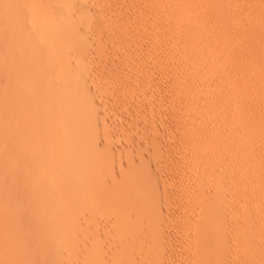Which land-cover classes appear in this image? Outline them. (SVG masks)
<instances>
[{
    "label": "rangeland",
    "instance_id": "obj_1",
    "mask_svg": "<svg viewBox=\"0 0 264 264\" xmlns=\"http://www.w3.org/2000/svg\"><path fill=\"white\" fill-rule=\"evenodd\" d=\"M11 25L14 27H11ZM14 29L15 31H13ZM10 32L15 36L14 39H12L13 36H11ZM0 37V42L3 43H0V72L1 70L3 72V74L1 73L2 75H0V95H2L1 92L6 89H8L6 92L9 93V97L11 94L14 95H11L10 99L6 95L7 93H3L5 95H2L1 99L6 98L7 96V101H9V99L11 100L9 102L17 101L21 99L19 98V93L26 90L22 93V98H24L23 94L27 92L28 94H25L26 97L24 99L26 102L27 100H32L35 103V106L40 101H43V105L45 106V101L47 102V100L55 106L57 103L56 101H58L56 107H54L55 109L53 108L55 112L52 111V105L51 107L49 106L50 109L48 108V105V109H46V106L44 108L41 104L42 102L38 104V106L41 104L42 107L36 106L37 109H42L40 110L42 112L37 110L41 116L37 114V117L34 116V119L39 116L38 119L40 122L45 116L46 120H48L45 122H49L47 124L41 123L43 128L42 126L39 128H42L40 130L43 134L37 129L38 126L36 124L39 122H36L35 120L36 124L33 122V125L37 126V128L32 124L33 127H31L29 124L30 122H25L27 123L25 124L26 127L29 125V127L26 128L24 123L19 124V122L15 123V121H12V123L10 121V125H12L9 128L7 117L15 107V104L10 106L7 101L2 100L6 102V106L5 108L3 107V109L2 106L4 103L0 101V110H2L0 111L2 112L0 113V121H2L0 122V135L3 134V137H5L6 140L8 139L6 135L9 136V139L13 137L14 140V137H17V131L18 134L25 133L26 135L32 130H34L35 133L38 132L36 134L37 136L35 135L38 139V144L32 145L31 147L33 148H30L32 152L31 155L35 154L34 156L37 160L39 158H37L39 154L36 155L39 151L38 146L42 147L39 145V139L41 137L42 139H45L46 132L49 130L47 129L48 126L49 128H52L51 126L59 117H61V119L63 118L62 120L66 118L65 120L67 123L65 120L62 121L59 118V121L55 123L56 125H53L58 132L63 131L64 134L55 132L54 136L52 135L54 138L51 137L57 144L53 149L56 148V152L61 149L57 156L59 155L60 158L67 153L64 156L65 158H60L63 162H60L61 160H59V158H55V152H50L54 151L51 149L52 146L55 145V142L53 143L50 137L49 143L52 142L53 145L47 144V141L49 140L47 137L51 136L50 133L56 131V129L52 130L54 128L51 129V132L49 130V135L46 137L48 140H43L45 143L42 141L40 142V144L44 143V147L40 148V151H42V153L44 152L46 155L45 151H49L47 147L52 145L49 147L51 148L49 151L51 154L47 151L49 154H47L46 158L52 160L53 157L54 161L52 160V163L54 164L53 168H50L51 172L54 168L55 170L57 167L58 170L59 168H63V165L65 164L64 161H67L66 166L68 164L73 166V169H71L72 171L69 170L72 173H76L73 174V176L76 175L75 177L72 176L71 172H68L71 175L67 173L70 177L67 176V174L65 175L66 179L68 177L69 179L73 177V179L71 178L72 180H70L71 182L66 180L68 184L71 183L68 185L64 182V177L62 178L61 175L59 178L57 177L59 180L54 178L55 175L59 176L61 170H53V175H49L50 173L48 170L50 169L47 168L49 162H45V160L42 162L41 157V163H46L48 165H44L46 167H44L43 164L42 166H38V162H36V166H34L35 157L32 161V159H27L30 157L28 156L26 157V161H28V165L32 166L31 170H37L30 172L32 173V175H30L32 176V180L30 179L31 182H29L32 183L31 186L29 183L25 184L23 182L24 184H21L23 179L20 181L21 177H15V170L13 171L12 178V169L10 171L8 163L6 162L7 158L17 162V156L14 155H17L16 152L20 154L18 151L19 149L17 148L20 143H15V141L18 142V138L15 139L13 142L14 145H12V141L8 142L9 139L8 141L2 140L3 137L1 136L2 138L0 139L2 142L5 141V144L1 143L2 146L7 144L9 147L8 143H10V147L8 149V147L5 146L3 148L4 152L0 151L1 159L4 154L3 160L5 158L4 161L7 163L5 164L3 160L0 162V191L5 194L8 193L7 195L9 196V198H6L7 196L1 192L0 201L10 199V195L14 194V198L17 195L19 196V198L17 197V202H12L13 200L10 201L11 206L16 205L17 207V205H19L18 203H20L19 200L21 201L24 199L19 205L21 206L22 204H25L24 201L26 199L25 202H29H27L26 205H22L21 209L18 206L16 210L17 212L14 211L15 216L13 218L15 219L18 211L22 213V211L24 210L25 212L26 209L28 214L32 212L30 214L33 219L31 220V217H27L28 214L26 216V213H24L27 220L30 219L28 223H25V230L23 227L24 225L21 226L23 228H18L19 230L16 229L19 231H17L18 234L13 231V229H10L11 235L9 236L7 233L10 234V232L3 231L6 229L1 230V227L5 223L4 220L8 216L0 214L1 217H3H0V222L1 219L4 222L3 224L1 222L2 225L0 224V231H3L6 233L5 235L8 236L6 237L5 235H2L3 232L2 234L0 232V242L1 238L5 241L7 239V241L3 243H5L7 247H11V249L8 247V254L6 253L7 251L4 252V254L2 252V256L5 257L4 260L2 259L1 251H3V247L4 250H7V248L5 249L4 244L0 243V259L4 264H15L18 259L21 262L18 261L17 264H22V261L25 264H41L42 262L43 264H132V262L133 264H264V0H0ZM36 37L37 39H35ZM8 39H11L12 41L15 40L16 42L14 41L13 43ZM7 40L9 42H7ZM19 40L22 41L19 42ZM29 47L32 51L38 54H35L34 52L31 53ZM18 50L20 52H18ZM23 51H26V56L24 55L25 52L22 53ZM28 59L34 62L32 68L30 67V64L32 63H29L31 61ZM33 59L39 63L34 65L36 62ZM51 60L53 62L51 63L52 65L49 63ZM41 61H43V67H41ZM45 64L46 66H44ZM49 66H52V68ZM46 67L48 68L47 70ZM13 68H15V70ZM39 69L40 72L43 69V72H41L42 74L40 73V75ZM52 69L54 70V73ZM21 73L22 77H20ZM25 74H30L33 77ZM9 75L13 76V78H10ZM23 75L25 76L23 77ZM34 75H37V79L43 83L37 81ZM44 76L45 79H48L45 80L43 78ZM6 78L7 80L3 81ZM16 78H18L17 81H15ZM24 78H28L27 80L32 79V81L24 80L26 81L25 83L23 81ZM33 81H35L39 87L35 85V82ZM17 83H23L20 86H27L31 91L29 92L27 88L23 90L24 87L20 88L21 91L18 88L19 85ZM7 84L11 85V87L9 86L10 89L7 87ZM15 84L17 86L14 87ZM1 86L5 87V90L1 89ZM28 86H32L35 92ZM47 86H50L49 89L52 91L55 90L58 96L55 92L50 90L51 94L50 91L47 90ZM40 87L44 88L41 89ZM43 90L48 94V97L50 94L52 96L55 94L53 100L50 98L52 96L47 99V95L42 92ZM32 91L34 93H31ZM29 93L33 94V97H29L31 96ZM43 94H45V97ZM38 96H42L40 97L42 100H38ZM28 97L31 100H29ZM33 98H35V100H33ZM24 99H22L21 102L17 101L18 103L16 105H25L26 114L30 112L29 110L30 108L32 109L33 105H31L32 102L31 104L30 102H27L26 105V102L23 101ZM36 99L39 102L36 101ZM50 103L47 104L50 105ZM28 104H30V106H28ZM26 108L29 112H26ZM43 108L45 110H43ZM62 108L64 110H62ZM7 109L10 110V113ZM46 110L50 113H47ZM33 111L34 110H32V112ZM44 111L46 112L44 113ZM79 112L82 115L79 114ZM35 113L31 116L33 117ZM46 113L48 116L44 115ZM29 114L26 115L27 118ZM50 114H54L58 118H56V120L54 119V121L53 118L55 116ZM51 117L53 124H50L51 120L49 119ZM4 118L7 119L8 122ZM142 118L144 120H142ZM44 119H42V121H44ZM4 123L8 127H6ZM57 123L64 125H58ZM45 124L47 126H45ZM16 126L19 129L16 128ZM22 126L24 129L21 130L20 127ZM61 126L62 128L65 127L63 129L66 130H61ZM12 130L13 132L15 130V134H13ZM43 130L46 133L45 135ZM34 132L31 136L35 134ZM56 133H58V135ZM38 134L41 137H39ZM55 134L59 137L58 140H56L57 137H55ZM59 134H61V136H59ZM62 135L65 136L64 141H62V138L64 137ZM35 136L33 139H35ZM218 137L220 139H218ZM37 139H35L34 142L28 138L27 141L31 140L32 144V142L37 143ZM60 139L61 143H57ZM213 142L215 144H213ZM105 143L108 144L109 147H107ZM59 144L61 146H59ZM104 145L107 149L109 148L108 152L106 151V148L105 150H102L104 149ZM30 149L26 148V150ZM32 149H35L34 154ZM99 151H101V154ZM6 152L8 153L6 154ZM12 153L14 158L11 157ZM42 153L40 152V155H42ZM52 153L55 154L52 157H48L51 156ZM95 153L96 156L93 158H96L95 160H97V154L99 153L101 160H91ZM84 155L85 158H83ZM103 155H105V158ZM22 157L21 159L25 161V158ZM81 158H83V161L85 160V162L91 160V162L88 163V165H90H85L86 163L82 162ZM242 158L243 160L241 162ZM58 160L62 165L59 162L58 165L55 164ZM23 161L20 162L18 159L20 165ZM92 161L95 163L92 164ZM52 163L50 164L51 166ZM79 163L86 166V168L92 166L91 169L88 168V170H93V166L98 165L95 168H99L92 172L88 171V173L93 175L96 172L95 176L96 174L97 176L103 175L105 180L108 179L105 183V181L103 182L102 180L103 177H101L102 182L105 183L106 191L109 187L107 184L114 183L112 184L113 187H109L111 192L107 191V193H112V197V191L116 190L115 192H117L118 189L126 191L128 185H131L130 187L128 186V189H132L134 182H136H133V175L143 174L142 170L147 169L144 176L146 178L149 177L147 179L150 182L152 180L151 184H157V186L152 185V187L154 186L153 189L155 188L158 192L154 195V197L156 196L154 203L158 207L156 208V206L153 205L155 206L156 211H161L158 215V212L156 213L157 216L160 215V219L158 218L157 222L159 221L161 223V226H159L160 233L158 232L159 237L157 236L158 239L156 238L157 240H154V237L152 236H147L145 238L144 232L140 230V225L145 223L134 221L132 216V210H136L137 208V205L135 204L130 205L128 214L126 212L124 215L125 217L123 219H126L125 221L128 220V223L125 222L126 225H123V228L121 227V224L116 227V225H118L116 216L118 217V215H115L116 213L111 211L113 209L108 207L104 208L105 211L99 209L98 218L97 215L96 218L94 217L95 222L97 221V225H94L93 223L95 222L89 218L88 221L90 223L93 221V225L88 223L90 224L88 227L91 228V230H88V234L89 231H91V234L87 236V239L86 237L84 238V234L81 232V211L78 212V208L81 207V203L80 205L78 204V202H80L79 199L81 194L79 193L81 191L76 189V187L79 188V185H82L81 181H84L87 173L84 176L81 174V171H84L82 170V167L83 169L86 168L82 165L77 168ZM75 164L77 166H74ZM101 164H103V168L105 167L104 169L101 168ZM4 165L7 167L5 168ZM56 165L57 167H55ZM66 166L64 165V167ZM42 167L43 169H48V175L46 174L45 169V174H43V171L41 172ZM74 167L76 170H80L76 172ZM4 169H7L8 172ZM65 169L62 170L64 171ZM140 170L141 173L139 172ZM147 172L150 174L148 175ZM42 174L46 175V177H43ZM64 174L65 173H63L62 176ZM130 174L132 175V178L129 176ZM106 175L108 177H106ZM7 176H10L11 178H8ZM33 176L36 178L38 176L39 178H35L34 180L36 181H34ZM48 176L51 179H48ZM122 176H124V178ZM52 177L54 179H52ZM136 177L139 178V175ZM118 178L119 180H121L120 178L123 179L118 182ZM3 180H5V184L3 183ZM110 180H112V182ZM115 180L117 182H115ZM11 181H13V183ZM128 181L130 184H128ZM15 182L17 185H15ZM121 182L123 183L120 184ZM131 182H133V184ZM19 183L20 186H18ZM6 184L9 185L7 186ZM12 184L16 187L13 188ZM118 185L123 189H120V187L117 188ZM6 186L7 188L9 187V189H7ZM28 186H30V188L26 189ZM2 187L5 189L3 190ZM22 187H24L25 190ZM124 187H126V190ZM8 190L10 191L8 192ZM27 190L28 192L26 193ZM24 191L26 194L23 193ZM38 192H43V195L41 193L38 195ZM28 193L30 194L29 196ZM24 195L27 197L25 196L26 198H23ZM128 195V197H131L128 199L126 194V203L133 197L132 191L131 193H128ZM157 195L160 196L159 201H157ZM3 196H5V198ZM108 196H110L108 199L112 201L111 199L113 198H111V194ZM206 196L208 200L206 199ZM213 197H215V199H213ZM216 197H218L217 202ZM43 198L45 201L42 200ZM209 200H212L213 203ZM4 201L0 203L3 204L7 202ZM43 202L46 203L47 206ZM207 202L211 204H214L215 202L217 203L211 207V209L213 208V211L210 210V207H208L209 209L207 210V205H211L207 204ZM158 203L159 205H157ZM205 203L207 204L206 208L204 206ZM39 205L43 207L45 206L46 208H42ZM214 206L218 209L215 210ZM63 208L66 210L62 211ZM14 209L16 208L13 207L11 212H13ZM35 209H37V211ZM41 209L47 210L42 213ZM49 209L50 211H48ZM67 210L69 212H67ZM135 210L133 212H135ZM34 211L35 213H38L34 215ZM215 211L216 213H212ZM107 212H111L110 216ZM50 213H53V218L48 216ZM218 213H220V215ZM10 214V217L14 215V213ZM22 214L19 216L18 213V217L16 218H21L23 221L24 218L22 219ZM60 214H63V218L65 216L64 214H66V219L64 220L66 223L68 222V224H71L68 225L60 220L62 215L61 217L59 216L60 218H57ZM104 214L106 215L104 216ZM128 215L131 217H128ZM33 216H35V218H33ZM39 216L42 217L39 218ZM46 216H48L47 219H51V222L50 220L48 221L50 222V225L46 221ZM78 216L81 217V220ZM147 216L150 215L147 214ZM54 217L57 219L54 220ZM37 218L39 219L37 220ZM144 218L146 217L144 216ZM144 218L142 219L143 221H145ZM68 219L71 220L68 221ZM100 219L103 221L102 223ZM107 219L109 222L106 221ZM8 220L9 217L7 222H9ZM56 220L61 222V224H56L58 223ZM98 220L100 222H98ZM111 220L113 223L110 222ZM53 221H55L53 227L56 231H51V238H49L48 234L50 232L49 228L42 229V231L39 232L44 226L42 224L47 223V225H49L48 227L51 228ZM104 221L106 223H104ZM199 221L201 222L200 225ZM31 222L33 223L30 227L29 225ZM136 222H139L140 225L137 226L138 224ZM203 222L210 223H207V225H209L211 231H213L212 229L215 230V228L211 227L213 224L214 227H217L218 225L220 229L218 227L216 229H218L217 231L219 233L216 234L215 232V238L213 239L208 237L209 239H203L204 241L201 239L202 241L197 242L201 238V225L203 226L205 224H202ZM135 223L136 225H134ZM38 224L41 226H38ZM62 224H66L64 226L65 228ZM35 225L36 227L33 230H29L31 233H28V226L31 229ZM47 225L45 226L47 227ZM100 225L103 226L101 227ZM197 225L198 227L196 228ZM94 226H96L95 228H97V230ZM204 226L206 227V224ZM67 227H69V229H67ZM108 227L111 228L108 229ZM248 227L250 229H248ZM52 228L50 230H54V228ZM58 228L66 231L67 235L65 233V235L61 236L64 231H59L57 230ZM127 228H129V230H127ZM135 228L136 230H134ZM22 229L24 230V234H22L23 236L21 235ZM198 230L200 231L199 233ZM12 231L14 235L16 233L14 239L12 238L14 236ZM47 231L49 232L47 233ZM95 231L96 233L99 232V234H95ZM44 232L47 234L45 235ZM59 232L61 233L60 236L58 235ZM92 232L94 233V236H97L95 240H93L95 237H92ZM111 232H117L115 235L112 234L114 238L111 235ZM26 234L30 242L25 238ZM39 234L45 235V237L43 238L42 235L40 237ZM20 236L23 239H21ZM54 236L58 238H54ZM4 237H6V239H4ZM9 237L12 238V243L8 240ZM24 238L26 239V242L24 243L25 246L23 248L19 247L24 245L23 243L18 245V243H21L19 242L20 239L23 242L25 241ZM30 238L33 241H31ZM48 239L50 241H47ZM84 239H86V242ZM44 240L46 241L44 242ZM92 240L93 242L90 245ZM206 240L207 242L210 241L209 243L211 246H209ZM224 240L226 241L224 242ZM57 241L59 242V245ZM154 241L158 242L153 243ZM211 241L213 242L211 243ZM13 243L14 245H12ZM82 244L87 245L86 249H83ZM49 245H51V248ZM93 245H96L94 250H92ZM206 245L207 247L205 248ZM250 246L252 248H250ZM53 247L55 248L53 249ZM156 247L161 248L158 250ZM210 247L212 248L210 249ZM16 248H18L17 251ZM19 248H22V250ZM155 248L157 250L154 251ZM13 252L15 254H13ZM85 253H87V255ZM19 256H22V258H19ZM98 257H100V259ZM217 258L219 260H217ZM1 260L0 264H2ZM10 260H12V262ZM209 261L212 263H208Z\"/></svg>",
    "mask_w": 264,
    "mask_h": 264
},
{
    "label": "bare ground",
    "instance_id": "obj_2",
    "mask_svg": "<svg viewBox=\"0 0 264 264\" xmlns=\"http://www.w3.org/2000/svg\"><path fill=\"white\" fill-rule=\"evenodd\" d=\"M9 12H10V11H9ZM242 21H243V20H242ZM203 26H204V25H203ZM11 27H14V26L11 25ZM205 27H206V26H205ZM236 28H237V27H236ZM8 30H9V29H8ZM17 30H18V29H17ZM13 31H15V29H14ZM1 33H2V32H1ZM17 33H18V32H17ZM17 33H16V34H17ZM10 34H11V32H10ZM10 34H9V35H10ZM19 34H20V33H19ZM6 35H7V34H6ZM11 36H13L12 39H14L15 36H14L13 34H11ZM17 36H19V35H17ZM17 36H16V37H17ZM1 37H2V36H1ZM1 37H0V38H1ZM9 37H10V36H9ZM6 38H7V36H6ZM41 38H42V37H41ZM35 39H37V37H36ZM38 39H39V38H38ZM1 40H3V39H1ZM8 40L10 41L11 39H8ZM8 40H7V42H9ZM17 40H18V38H17ZM33 40H34V39H33ZM11 41H12V40H11ZM14 41H15V40H14ZM14 41H12V42L14 43ZM20 41H22V40H19V42H20ZM31 41H32V40H31ZM15 42H16V41H15ZM17 42H18V41H17ZM23 42H24V41H23ZM26 42H27V41H26ZM0 43H2V42H0ZM2 44H3V43H2ZM16 44H17V43H16ZM16 44H13V45H16ZM18 44H19V43H18ZM5 45H6V44H5ZM41 45H42V44H41ZM1 46H2V45H1ZM9 46H10V45H9ZM2 47H3V46H2ZM6 47H7V45H6ZM19 48H20V47H19ZM29 48H30V47H29ZM37 48H38V47H37ZM30 49H31V48H30ZM30 49H28V50H30ZM6 50H7V49H6ZM34 50H35V49H34ZM4 51H5V50H4ZM16 51H17V50H16ZM21 51H22V50H21ZM37 51H38V50H37ZM39 51H40V50H39ZM0 52H1V51H0ZM2 52H3V50H2ZM18 52H20V51L18 50ZM24 52H25V53H24ZM32 52H34V51H32V49H31V53H32ZM22 53H24V55H25V54H26V51H23ZM29 53H30V52H29ZM29 53H28V54H29ZM34 53H35V52H34ZM11 54H12V53H11ZM13 54H14V52H13ZM15 54H16V53H15ZM18 54H19V53H18ZM35 54H38V53H35ZM0 55H1V54H0ZM30 55H31V54H30ZM18 56H19V55H18ZM22 56H23V55H22ZM25 56H26V55H25ZM51 56H52V55H51ZM2 57H3V54H2ZM5 57H6V55H5ZM80 57H81V56H80ZM8 58H9V57H8ZM13 58H14V57H13ZM33 58H34V57H33ZM41 58H42V57H41ZM56 58H57V57H56ZM10 59H11V58H10ZM16 59H17V58H16ZM22 59H23V58H22ZM36 59H37V58H36ZM4 60H5V59H4ZM28 60H29V59H28ZM33 60L36 62L34 65H37V63H39V62H37L35 59H33ZM0 61H1V60H0ZM29 61H31V60H29ZM29 61H28V62H29ZM38 61H40V60H38ZM14 62H15V61H14ZM45 62H46V61H45ZM45 62H44V63H45ZM86 62H87V61H86ZM17 63H18V62H17ZM26 63H27V61H26ZM29 63H32V64H30V67L32 68V65H33L34 62L31 61V62H29ZM29 63H28V64H29ZM49 63H50V64L53 63L52 60H51V62L49 61ZM216 63H217V62H216ZM15 64H16V63H15ZM41 64H42L41 67H43V61H41ZM47 64H48V63H47ZM50 64H49V65H50ZM3 65H4V64H3ZM18 65H19V64H18ZM51 65H52V64H51ZM16 66H17V65H16ZM44 66H46V64H45ZM54 66H55V62H54ZM54 66H53V67H54ZM2 67H4V66H2ZM19 67H20V66H19ZM38 67H39V65H38ZM49 67L52 68V66H49ZM15 68H16V67H15ZM15 68H13V69L15 70ZM35 68H36V67H35ZM51 68H50V69H51ZM55 68H56V66H55ZM36 69H37V68H36ZM44 69H45V67H44ZM47 69H48V68L46 67V70H47ZM8 70H9V69H8ZM23 70H25V69H23ZM31 70H32V69H31ZM42 70H43V69H42ZM42 70H41V72H43ZM52 70H53V69H52ZM56 70H57V69H56ZM59 70H60V69H59ZM9 71H10V70H9ZM18 71H19V70H18ZM25 71H26V70H25ZM33 71H34V70H33ZM36 71H38V70H36ZM4 72H5V71H4ZM21 72H23V71H21ZM29 72H30V71H29ZM41 72H40V69H39V75H40ZM50 72H52V71H50ZM250 72H251V71H250ZM1 73L3 74L2 70H1V72H0V75H2ZM14 73H15V72H14ZM19 73H20V72H19ZM23 73H26V72H23ZM31 73H32V72H31ZM46 73H47V71H46ZM53 73H54V70H53ZM37 74H38V73H37ZM41 74H42V73H41ZM44 74H45V72H44ZM15 75H16V74H15ZM25 75H28V74H25ZM25 75H23V77H24ZM29 75H30V74H29ZM29 75H28V76H29ZM9 76H10V75H9ZM18 76H19V75H18ZM30 76H32V75H30ZM34 76H35V75H34ZM36 76H37V75H36ZM36 76H35V77H36ZM2 77H4V76H2ZM20 77H22V73H21ZM32 77H33V76H32ZM38 77H39V76H38ZM10 78H13V76H10ZM18 78H19V77H18ZM18 78H16V80H15V79H14V80L17 81ZM28 78H29V77H28ZM28 78H24L23 81H24V80H27ZM30 78H31V77H30ZM40 78H41V77H40ZM43 78L45 79V76H44ZM20 79H21V78H20ZM34 79H35V78H34ZM36 79H37V77H36ZM46 79H48V78H46ZM46 79H45V80H46ZM5 80H7V78L4 79L3 81H5ZM11 80H13V79H11ZM29 80L32 81V79H29ZM29 80H27V81H29ZM3 81H1V82H3ZM21 81H22V79H21ZM31 81H30V82H31ZM37 81H39V80L37 79ZM59 81H60V79H59ZM24 82L26 83V81H24ZM24 82H23V83H24ZM33 82H35V81H33ZM39 82H40V83H43V82H41V81H39ZM61 82H62V81H61ZM188 82H189V81H188ZM7 83H8V82H7ZM10 83H11V82H10ZM10 83H9V84H10ZM23 83H20V84L17 83V84L19 85V86H18L19 89L22 88V87H24V86H22V87L20 86V85H22ZM28 83H29V82H28ZM47 83H48V82H47ZM3 84H4V83H3ZM32 84H33V83H32ZM34 84L37 85L36 82H35ZM48 84H49V83H48ZM61 84H62V83H61ZM1 85H2V84H1ZM12 85H13V84H12ZM54 85H57V84H54ZM59 85H60V83H59ZM182 85H184V84H182ZM4 86H5V85H4ZM9 86L11 87V85H8V84H7V87H8V88H9ZM15 86H17V85L15 84L14 87H15ZM37 86H38V85H37ZM40 86H41V85H40ZM42 86H43V85H42ZM50 86H51V85H50ZM50 86H49V87L47 86V87H48L47 90H49V91L51 90V89H49ZM61 86H62V85H61ZM61 86H60V87H61ZM7 87H6V88H7ZM28 87H29V88L31 87V89H33L32 86H28ZM38 87H39V86H38ZM47 87H46V88H47ZM26 88H27V86L24 87L23 90H25ZM40 88H41V87H40ZM42 88H44V87H42ZM42 88H41V89H42ZM52 88H53V87H52ZM62 88H63V87H62ZM187 88H188V87H187ZM1 89H4V90H5V87H2V86H1ZM9 89H10V88H9ZM6 90H8V89H6ZM6 90L3 91V92H1L3 96L5 95V94H3V93H7L6 95L8 96L9 93L6 92ZM20 90H21V89H20ZM27 90H29V89L27 88ZM33 90H34V89H33ZM36 90H37V89H36ZM56 90H58V89H56ZM182 90H183V89H182ZM12 91H13V90H12ZM12 91H11V92H12ZM21 91H22V90H21ZM25 91H26V90H25ZM25 91H24V92H25ZM30 91H31V90H29V92H30ZM49 91H48V92H49ZM51 91H52V90H51ZM51 91H50V93H51ZM65 91H66V90H65ZM75 91H76V90H75ZM24 92L22 91V93H24ZM34 92H35V90H34ZM34 92L32 91L31 93H34ZM40 92H41V91H40ZM42 92L45 93V90H43ZM42 92H41V93H42ZM52 92H55V90H53ZM59 92H60V91H59ZM16 93H17V92H16ZM18 93H19V91H18ZM18 93H17V94H18ZM22 93H19V95H20L19 98H21V99L17 100L16 98H18V97L15 98L18 102H19V101L21 102V100L24 99V98L26 97L25 94H26L27 92H26L25 94H23V95H24V98H22V97H23V96H22ZM31 93H29V94H31ZM37 93H38V92H37ZM37 93H36V94H37ZM50 93H49V94H50ZM55 93H56V92H55ZM66 93H67V92H66ZM27 94H28V93H27ZM38 94H40V93H38ZM45 94H46V93H45ZM45 94H43V96H44ZM51 94H52V93H51ZM51 94H50V96H52ZM60 94H61V93H60ZM71 94H72V93H71ZM95 94H96V93H95ZM2 95H0V101H1L2 103L5 104V105L3 104L2 108H3V107L5 108V106H6V102H5V101H7L6 99H8V98H7V96H6V98L1 99V96H2ZM11 95H13V94H11ZM11 95H10V97L8 96L10 99H11ZM15 95H16V94H15ZM46 95H47L46 98L48 99L50 96L48 97V94H46ZM56 95H57V93H56ZM13 96H14V95H13ZM13 96H12V97H13ZM53 96H55V94H54ZM53 96L50 97V98H52V100H53ZM57 96H58V95H57ZM93 96H94V95H93ZM162 96H163V95H162ZM170 96H171V95H170ZM29 97H33V94H31V96H29ZM29 97H28V99L31 100ZM34 97H35V96H34ZM38 97H39V96H38ZM40 97H42V96H40ZM40 97H39V99H38L37 97H36V98H37L38 100H42V98H40ZM44 97H45V96H44ZM44 97H43V99H44ZM236 97H237V96H236ZM10 99H9V101H11ZM15 99H14V100H15ZM37 99H36V101H38ZM47 99H46V100H47ZM59 99H60V96H59ZM69 99H70V98H69ZM81 99H82V98H81ZM173 99H174V98H173ZM2 100H5V101H2ZM33 100H35V98H33ZM52 100H51V102H52ZM55 100H56V98H55ZM9 101H7V102H8V104H9L10 106H11L12 104H15L14 106L16 107V108L14 107L13 110L11 109V110H12L11 113H10V110L7 109V110L9 111V113H10V114H8V117H7V118H8V121H9V123H8V124H9V128H10L11 125H12V124L10 125V121H11V123H12V121H15V123H16V122H19V124L24 123V126H25V124H27V123H25V122H30V123H29L30 125H31V124L33 125V122H35V121H36V122H39V119H38V118H39V116H41V115H40V113L37 112V110H39V109H37L36 106H38V104L42 102V103H41L42 106H43L44 108H45V106H46V109H48L49 106L51 107V105H52L50 102H48L49 100H47V102L44 100L45 103H46L45 106L43 105V104H44L43 101H40V102L38 101L39 103L37 102L38 104H36V106H35V103H34L32 100H31V101H28V100H27V102H28V103L30 102V104H31V102H32L31 105H33V106H32V109H31L30 107H28V108H30V110H29L30 112H29L28 109L26 108V109H27L26 112H29L30 114H29V113H26V114H25V107H26L25 105H23V104H22V105H21V104L19 105V104H18V105H19V106H18V105H16V104L18 103L17 101H14V102H9ZM12 101H13V100H12ZM23 101L26 102L25 99H24ZM62 101H63V100H62ZM62 101H61V102H62ZM81 101H82V100H81ZM27 102H26V105H27ZM54 102H55V101H54ZM56 102L58 103V101H56ZM71 102H72V101H71ZM33 103H34V104H33ZM47 103H50V105L47 104ZM57 103H56V104L53 103V104H55V106L52 105V106H53V107H52V111H54L53 108L56 107ZM30 104H28V106H30ZM41 104H40L39 106H41ZM61 104H63V103H61ZM65 104H67V103H65ZM47 105H48V108H47ZM34 106H35V107H34ZM39 106H38V107H39ZM42 106H41V107H42ZM59 106H60V105H59ZM78 106H79V104H78ZM8 107H9V106H8ZM4 108H3V109H4ZM34 108H35L36 110H35ZM44 108H43V110H45ZM85 108H86V107H85ZM9 109H10V108H9ZM49 109H50V108H49ZM54 109H55V108H54ZM57 109H59V108H57ZM60 109H61V108H60ZM32 110H34V111L32 112ZM40 110H42V109H40ZM40 110H39V111H40ZM62 110H64V109L62 108ZM242 110H243V109H242ZM0 111H2V110H0ZM46 111H47V113H50V112H48V110H46ZM46 111H44V113H45ZM80 111H81V110H80ZM245 111H246V110H245ZM35 112H36V113H35ZM40 112H42V111H40ZM54 112H55V111H54ZM0 113H2V112H0ZM34 113H35V115H33V117H32L31 115L34 114ZM47 113L44 114V115H47V116H48ZM52 113H53V112H52ZM74 113H75V112H74ZM6 114H7V113H6ZM16 114H17V115H16ZM27 114H29L28 118L26 117ZM37 114H39L38 118H35V119H34V116L37 117ZM79 114H81V113L79 112ZM83 114H84V112H83ZM50 115L55 116L54 114H50ZM50 115H49V116H50ZM75 115H76V113H75ZM75 115H74V116H75ZM81 115H82V114H81ZM57 116H58V115H57ZM68 116H69V115H68ZM92 116H93V115H92ZM237 116H238V115H237ZM239 116H240V115H239ZM75 117H76V116H75ZM0 118H1V117H0ZM10 118H12V119H10ZM32 118H33V119H32ZM44 118H45V119H44ZM56 118H58V117L55 116V117L53 118V120H54V119L56 120ZM59 118H60V120L63 119V118L61 119V117H59ZM59 118H58V119H59ZM76 118H77V117H76ZM76 118H74V119H76ZM4 119H5V118H4ZM4 119H3V120H4ZM40 119H41V118H40ZM42 119H44V121H42ZM42 119H41L40 122L37 123V124H36V122H35V124L38 126V128H37V126L33 125V126H35L38 130H40V129L43 128V125H42L41 123H46L45 121H48V120H46V117H45V116H44ZM47 119H48V118H47ZM58 119L56 120V122L59 121ZM65 119H66V118H65ZM65 119H64V120H65ZM5 120L7 121V119H5ZM16 120H18V121H16ZM34 120H35V121H34ZM37 120H38V121H37ZM49 120H51V123H50V124H53V123H52V117H51ZM55 120H54V121H55ZM64 120H62V121H64ZM124 120H125V119H124ZM142 120H144V119L142 118ZM236 120H237V119H236ZM8 121H7V122H8ZM31 121H32V123H31ZM54 121H53V122H54ZM76 121H78V120H76ZM93 121H94V120H93ZM95 121H96V120H95ZM228 121H229V120H228ZM0 122H2V121H0ZM7 122H6V123H7ZM56 122H55V123H56ZM65 122H66V120H65ZM71 122H72V121H71ZM209 122H210V121H209ZM224 122H225V121H224ZM224 122H223V123H224ZM47 123H49V122H47ZM47 123H46V124H47ZM55 123H54V124H55ZM66 123H67V122H66ZM66 123H65V124H66ZM230 123H231V122H230ZM1 124H2V123H1ZM4 124H5V123H4ZM8 124H7V125H8ZM46 124H45V126H47ZM50 124H48V125H50ZM54 124H53V125H54ZM57 124H58V123H57ZM59 124H60V123H59ZM59 124H58V125H59ZM225 124H226V123H225ZM13 125H14V124H13ZM32 125H31V127H33ZM53 125L51 126L52 128H54ZM55 125H56V124H55ZM60 125H62V124H60ZM63 125H64V124H63ZM63 125H62V126H63ZM99 125H100V124H99ZM145 125H146V123H145ZM244 125H245V124H244ZM5 126H6V124H5ZM19 126H21V125H19ZM41 126H42V128H39V127H41ZM62 126H61V130H62L63 128H65V127L62 128ZM6 127H8V126H6ZM12 127H13V126H12ZM25 127H26V126H25ZM27 127H29V125H27ZM27 127H26V128H27ZM31 127H30V128H31ZM67 127H68V126H67ZM74 127H75V126H74ZM241 127H242V126H241ZM248 127H249V126H248ZM250 127H251V126H250ZM0 128H1V127H0ZM13 128H15V127H13ZM16 128H18V127L16 126ZM20 128H21V130L24 129L23 126L20 127ZM52 128H49V126H48L47 129H49L50 132H51V129H52ZM59 128H60V127H59ZM59 128H58V129H59ZM101 128H102V127H101ZM105 128H106V127H105ZM213 128H215V127H213ZM4 129H5V128H4ZM18 129H19V128H18ZM37 129H36V130H37ZM47 129H46V131H47ZM55 129H56V128H54V129H52V130H55ZM91 129H92V128H91ZM173 129H174V128H173ZM210 129H211V128H210ZM216 129H217V128H216ZM228 129H229V128H228ZM244 129H246V128H244ZM25 130H26V129H25ZM36 130H35V131H36ZM38 130H37V131H38ZM44 130H45V129H44ZM44 130H43V131H44ZM49 130H48V132H46L47 134H46L45 131H44V135L46 134V135H45V139H42V137L38 134V136L41 137L39 140H40V142H41V141L44 142V141H47V140L49 139V140L47 141V142H48L47 144H52V142H53V143L55 142V145L52 144L53 146H52V145H49L48 147L46 146V147L49 149V151H50V149H51V148H49V147L52 146V149H51V150H54V151H50V152H55V153H56V154H55V153H52V155H51V156H48V157H52V156L55 154V155H56L55 158H56V157L59 158V155L57 156V154L60 152L61 149H60V150H57V152H56V150H55L56 148L53 149V147H56L57 144H56V141H55V140L53 141V139H52V138H54V137H53V136H54V133H55V132H58V130L56 129V131H53L52 133H50L51 136H48V137H47V135H49V134H48V133H49ZM63 130H66V129H63ZM202 130H203V129H202ZM234 130H236V129H234ZM1 131H2V130H1ZM194 131H195V129H194ZM231 131H233V130H231ZM8 132H9V131H8ZM12 132H13V130H12ZM33 132H34V130L30 131L31 134L29 133V134H28L29 136H28V135H26L25 133H23V134L19 133V134H18V131H17V137H14V138H15V139L18 138V142H16L15 139L13 140V137H12L11 139H9V136L6 135V137L9 139V141H8V139L6 140V138L3 137V134L0 135V138L3 137L2 140L8 141V142L12 141V143H11L12 145H14V144H13L14 141H15V143H20V144H18V146H17V148L19 149L18 151H19L20 154H18V153L16 152L17 155H14V156H17V162H16V161H13V160H11V159H9V158L6 159V162L8 163V168L10 169V171H11V169H12V171H11V176L13 175V171L15 170V171H14V173H15V177H21L20 181L23 179L22 182H21V184H24V183L27 184V183L31 182L30 179L32 180V176H30V175H32V173H30V172L32 171V170H31L32 166H31V165H28L29 163H27L28 161H26V157H28V156L32 157V158H30V157L27 158L28 160L32 159V161L35 159V163L33 162V163L35 164L34 166H36V162H38V163H37L38 166H42L43 163H41V160H40L41 157H42V158H41V159H42V162H43L44 160H45V162H46V161L49 162L48 164H49L50 167L48 166V167H47L48 169H50L51 167L53 168V164H54V163H52L53 157H52V160H50V159H46V158H47V154L50 153L48 150H47V151H48L49 153H47V151H45L46 155L44 154V152L42 153V151H40V148L44 147L43 144H44L45 142H44L43 144H42V143L40 144V142H39V145H41L42 147H39V146H38V149H39L38 153L36 152L37 150L35 151V152L37 153L36 155L39 154V156H37V158L39 157L37 160H36V157L34 156V155H35V154H34V150H35V149H34V150L32 149L34 155H31L32 152H31V149H30V148H33V147H31V146H32V145H35V144H38V139L36 138V136H37L36 134H37L38 132H36V133L34 132L35 134H34L33 136H31V135L33 134ZM39 132H41V130H40ZM206 132H207V131H206ZM208 132H209V131H208ZM239 132H240V131H239ZM0 133H1V132H0ZM4 133H5V132H4ZM41 133H42V132H41ZM58 133H62V134H64L63 131H59ZM58 133H56V134L58 135ZM149 133H150V132H149ZM192 133H193V132H192ZM217 133H218V132H217ZM11 134H12V133H11ZM13 134H15V130H14ZM42 134H43V133H42ZM42 134H41V135H42ZM56 134H55V137H57ZM88 134H89V133H88ZM190 134H191V133H190ZM218 134H219V133H218ZM8 135H9V133H8ZM35 135H36V136H35ZM52 135H53V136H52ZM194 135H195V134H194ZM198 135H199V134H198ZM223 135H224V134H223ZM1 136H2V137H1ZM4 136H5V135H4ZM34 136H35V139H37V140H36L37 143H33V142H32V144H31V140L34 138ZM59 136H61V134H59ZM62 136H64V135H62ZM185 136H186V135H185ZM201 136H202V135H201ZM224 136H225V135H224ZM244 136H245V135H244ZM30 137H32V138H30ZM46 137H47L48 139H47ZM49 137H50V138L52 137V138H51L52 142H50V143H49V141H50V138H49ZM91 137H92V136H91ZM197 137H198V136H197ZM199 137H200V136H199ZM222 137H223V136H222ZM228 137H229V136H228ZM239 137H240V135H239ZM241 137H242V136H241ZM4 138H5V139H4ZM28 138L31 139V140L27 141ZM61 138H62V137H61ZM64 138H65V136L62 138V139H63L62 141H64ZM216 138H217V137H216ZM230 138H231V137H230ZM242 138H243V137H242ZM35 139H33L32 141H34ZM41 139H42V140H41ZM58 139H59V137L56 138V140H58ZM77 139H78V138H77ZM202 139H203V138H202ZM218 139H220V138L218 137ZM218 139H215V140H218ZM224 139H225V138H224ZM2 140L0 139V151H3V150H4L3 148H4L5 146H7V144H6L5 146H2L1 143H4V144H5V141L2 142ZM43 140H44V141H43ZM65 140H66V139H65ZM60 141H61V139H60L59 141H57V143H61ZM93 141H94V140H93ZM99 141H100V140H99ZM8 142H7V143H8ZM34 142H35V141H34ZM70 142H71V141H70ZM84 142H85V141H84ZM105 142H106V141H105ZM208 142H209V141H208ZM235 142H236V141H235ZM102 143H103V142H102ZM159 143H160V142H159ZM8 144H9V147H10V143H8ZM22 144H23V145H22ZM47 144H46V145H47ZM164 144H165V143H164ZM204 144H205V143H204ZM204 144H202V145H204ZM211 144H212V143H211ZM211 144H210V145H211ZM213 144H215V143L213 142ZM105 145H106L107 147H109L108 144L105 143ZM105 145H104V149H102V150H105V148L107 149V147H106ZM162 145H163V144H162ZM173 145H174V144H173ZM177 145H178V144H177ZM202 145H201V146H202ZM59 146H61V145L59 144ZM66 146H67V145H66ZM69 146H70V145H69ZM206 146H207V145H206ZM213 146H214V145H213ZM230 146H231V145H230ZM7 147H8V146H7ZM9 147H8V149H9ZM13 147H14V146H13ZM35 147H37V146H35ZM71 147H72V146H71ZM77 147H78V146H77ZM209 147H210V146H209ZM228 147H229V146H228ZM232 147H233V146H232ZM17 148H16V149H17ZM21 148H22V149H21ZM26 148H29L30 150H26ZM57 148H58V147H57ZM213 148H214V147H213ZM213 148H212V150H213ZM229 148H230V147H229ZM44 149H45V148H44ZM80 149H81V148H80ZM185 149H186V148H185ZM220 149H221V148H220ZM21 150H22V151L25 150V151L22 152ZM65 150H66V149H65ZM189 150H190V149H189ZM223 150H224V149H223ZM11 151H12V150H11ZM14 151H15V150H14ZM20 151H21V152H20ZM27 151H28V152H27ZM43 151H44V150H43ZM106 151L108 152V151H109V148H108ZM216 151H217V150H216ZM234 151H235V150H234ZM3 152H4V151H3ZM25 152H26V153H25ZM40 152L42 153V155H40ZM103 152H104V151H103ZM192 152H194V151H192ZM206 152H207V151H206ZM228 152H229V151H228ZM7 153H8V152H6V154H7ZM99 153L101 154V151H99ZM99 153L97 154V155H98V156H97V160L100 159V157H101V156H99V155H100ZM105 153H106V152H105ZM179 153H180V152H179ZM196 153H197V152H196ZM213 153H214V152H213ZM233 153H234V152H233ZM21 154H22V155H21ZM43 154H44V155H43ZM50 154H51V153H50ZM62 154H64V153H62ZM66 154H67V153H66ZM66 154H65V155H66ZM76 154H77V153H76ZM78 154H79V153H78ZM92 154H93V153H92ZM152 154H153V152H152ZM181 154H182V153H181ZM215 154H216V153H215ZM1 155H2V154H1ZM3 155H4V154H3ZM3 155H2V159H1V157H0V162L3 160ZM11 155H12L11 157H13V153H12ZM19 155H20V156H19ZM25 155H26V156H25ZM65 155H64V156H65ZM71 155H72V154H71ZM80 155H81V154H80ZM80 155H79V156H80ZM85 155H86V154H85ZM85 155L83 156V158H85ZM105 155H106V154H105ZM105 155H103V157H104ZM189 155H190V154H189ZM198 155H200V154H198ZM208 155H209V154H208ZM218 155H219V154H218ZM220 155H221V154H220ZM22 156H23V157H22ZM45 156H46V157H45ZM64 156L62 155L60 158H62V157L65 158ZM90 156H91V155H90ZM94 156H96V153H95V155L92 156L91 160L93 159L94 161H97V160H95L96 158H93ZM180 156H181V155H180ZM227 156H228V155H227ZM4 157H5V156H4ZM11 157H10V158H11ZM21 157H22V158H25L24 160H25L26 162L23 161V160L21 159ZM34 157H35V158H34ZM44 157H45V159H44ZM136 157H137V156H136ZM149 157H150V156H149ZM151 157H152V156H151ZM195 157H196V156H195ZM197 157H198V156H197ZM204 157H205V156H204ZM208 157H209V156H208ZM215 157H216V156H215ZM13 158H14V157H13ZM13 158H12V159H13ZM33 158H34V159H33ZM60 158H59V160H61ZM71 158H72V157H71ZM83 158H81V159H82L81 161H82V162H85V160L83 161ZM104 158H105V157H104ZM184 158H185V157H184ZM184 158H183V159H184ZM199 158H200V157H199ZM219 158H220V157H219ZM224 158H225V157H224ZM15 159H16V157H15ZM18 159H19L20 162L23 161L24 165H23V163L20 165V162H18ZM102 159H103V158H102ZM148 159H149V158H148ZM150 159H151V158H150ZM185 159H186V158H185ZM211 159H212V158H211ZM221 159H222V158H221ZM251 159H252V158H251ZM4 160H5V158H4ZM4 160H3V162L5 163ZM38 160H39V161H38ZM48 160H49V161H48ZM55 160H56V159H55ZM59 160L56 161L57 163H55V164L58 165L60 162H63L62 160L59 162ZM66 160H67V159H66ZM91 160H88L87 162H85V163H86L85 165L89 166L90 164L88 165V163H90ZM100 160H101V159H100ZM203 160H204V159H203ZM242 160H243V158L241 159V162H242ZM12 161H13V162H12ZM53 161H54V160H53ZM94 161H92V164L95 163ZM138 161H139V160H138ZM181 161H182V160H181ZM187 161H188V160H187ZM199 161H200V160H199ZM210 161H212V160H210ZM223 161H224V160H223ZM50 162L52 163V166L50 165V164H51ZM58 162H59V163H58ZM64 162H65L64 165L66 166V162H67V161H64ZM82 162H81V163H82ZM98 162H100V161H98ZM98 162H97V163H98ZM212 162H213V161H212ZM239 162H240V159H239ZM256 162H257V161H256ZM7 163H5V164H7ZM14 163H15V164H14ZM81 163H79V165H78L77 168H79V166H81V165L84 166V165L81 164ZM213 163H214V162H213ZM31 164H32V163H31ZM48 164L45 163V164H43V166H44V165L47 166ZM60 164H61V163H60ZM92 164H91V165H92ZM144 164H145V163H144ZM250 164H252V163H250ZM263 164H264V163H263ZM19 165H20V166H19ZM57 165H56L55 167H57ZM61 165H62V164H61ZM64 165H63V168H59V170H61L59 176H56V175H55L56 177L54 176V178H57V177L59 178L60 175H61L62 178L64 177V178H63V179H64V182H66V183L68 184V182H71L70 180H72L73 177L76 176V175L73 176V174L75 173L74 171H75L76 169H75V167H74L75 170L73 171L74 173H72V172H71V171H72L71 169H73V168H72L73 166H70V165L68 164V165L66 166V167H68V168H66V167H64ZM101 165H102L101 168H103V164H101ZM104 165H105V164H104ZM192 165H193V164H192ZM213 165H214V164H213ZM241 165H242V164H241ZM245 165H246V164H245ZM1 166H2V164H1ZM21 166H22V167H21ZM23 166H25V167H23ZM46 166H44V167H46ZM74 166H77V165L75 164ZM96 166H98V165L93 166L94 168H92V169L95 170V169L99 168V167L95 168ZM99 166H100V164H99ZM184 166H185V165H184ZM194 166H195V165H194ZM211 166H212V165H211ZM216 166H217V165H216ZM2 167H3V166H2ZM4 167H5V165H4ZM6 167H7V166H6ZM6 167H5V168H6ZM70 167H71V168H70ZM84 167L86 168V166H84ZM91 167H92V166H90V168L87 167L86 169H83V167H82V170H84V171H81V172H82L81 174H83V176H84L86 173H87V174H86V177H85L84 181H83V182L81 181V184H82V185H79V188H80V189H79L78 187H76V189H78L79 191H81V192L79 193V194H81V197H80V199H79L80 202H78L79 205H80V203H81V207L78 206V207L80 208V209L78 208V212L81 211V212H80V213H81L80 216L82 217V222H81V221H80V222L82 223V229H81V228H80V229L82 230L81 232H83V234H84V238L86 237V239H87V236L91 234V231H89V234H88V230H91V228H89L88 226H89L90 224H92L93 221L95 222L96 215H97V218H98V210H99V209H100V210L103 209L104 211H105L104 208H106V207L113 209V210H111V211H114V212L116 213V214H115V213H114V214H115V215H118V217L116 216V219H117V220L114 219V220H116L117 223H118V225H116V227L119 226V225L121 224V225H122L121 227L123 228V225H126V223H128V222H127L128 220L125 221L126 219H123V218L125 217L124 215L126 214V212H127V214H128V211H129L128 209H130V208H129L130 205L135 204V205H137L136 210L134 209L135 212H133L134 210H132V213H133L132 216H133L134 221H141V223H145V224H143V225H142V224L140 225L139 222H138V223L136 222V223L138 224L137 226L140 225V230H141L142 232H144L145 238H146L147 236H148V237H149V236H152V237H154V238H153L154 240H155L156 238L158 239V237H159L158 232L160 233L159 226H161V223H160L159 221L157 222V219H158L159 216H160V215H159V216H157V215L160 214L161 211H159V210L156 211V210H155V206H156V204L154 203V201H155V197H156V196L154 197V195H155L156 193H158V192H157V190H156L155 188L153 189V187H154V186H157V184L154 185V184H155L154 182H153L154 184H151L152 180H151V182H150V181L147 179V178H149V177L146 178V177L144 176V175H145V171H147V169H145V170L143 169V170H142L143 174H137V175H139V178L136 177L137 175H133L134 177H136V178L133 177V182L136 181L137 183L134 182V185H133V188H132V189H130V190L128 189V186L130 187L131 185H128V186L126 185V186H127V190H126V187H124L126 191H122V190H119V189H118L119 192H118V190H117V192H115L116 190H115V191H112V192H113V197H112V193H109V192H111V191L109 190V189H110L109 187H113L112 184H114V183H112V184L109 183L110 185L107 184V185L109 186L108 189H107V191H109V192L107 193V191L105 190V187H106V186H105V183H106V180H108V179L105 180L103 175H101V176L99 175V176H100V177H99V176H97V174H96V176H97V177H96V176H95V173H96V172H95L93 175H91L90 173H88V171H90V172L93 171V170H88V168L91 169ZM144 167H145V165H144ZM175 167H176V166H175ZM214 167H215V166H214ZM39 168H41V167H39ZM47 168H46V169L44 168L46 174L48 173V172H47V170H48ZM57 168H58V167H57ZM57 168H56V170H58ZM65 168H66V169H65ZM104 168H105V167H104ZM104 168H103V169H104ZM137 168H138V167H137ZM149 168H150V167H149ZM188 168H189V167H188ZM42 169H43V167H42ZM42 169H41V172L43 171V174H45V173H44V169H43V170H42ZM62 169H65V170L63 171ZM69 169H70L71 171H70ZM118 169H119V168H118ZM203 169H204V168H203ZM4 170H6V171L8 172L7 169H4ZM36 170H37V169H36ZM36 170H34V171H36ZM53 170H55V168H54ZM53 170H52V172H53ZM56 170H55V171H56ZM59 170H58V171H59ZM66 170H68V171H66ZM78 170H80V169H77L76 172H78ZM213 170H214V169H213ZM221 170H222V169H221ZM34 171H32V172H34ZM48 171H49V173H50V174L48 173L49 175H53V173L51 172V169L48 170ZM58 171H57V172H58ZM107 171H108V170H107ZM113 171H114V170H113ZM224 171H225V170H224ZM68 172H71V173H72V176H73V177H71L72 179H71V178L69 179L70 176H69L68 174H70V173H68ZM84 172H85V173H84ZM98 172H99V171H98ZM102 172H103V171H102ZM137 172H138V171H137ZM139 172L141 173V170H140ZM148 172H149V171H148ZM148 172H147V173H148ZM216 172H217V171H216ZM9 173H10V172H9ZM39 173H40V172H39ZM58 173H59V172H58ZM58 173H57V174H58ZM61 173H62V174L65 173V174L62 176ZM67 173H68V174H67ZM147 173H146V174H147ZM240 173H241V172H240ZM7 174H8V173H7ZM43 174H42V175H43ZM48 174H47V175H48ZM55 174H56V173H55ZM66 174H67V176H69L67 179L65 178V177H66V176H65ZM75 174H76V173H75ZM88 174H90L91 176L88 175ZM102 174H103V173H102ZM128 174H129V173H128ZM131 174H133V173H131ZM131 174H130L129 176L132 178V175H131ZM149 174H150V173H148V175H149ZM152 174H153V173H152ZM206 174H207V173H206ZM70 175H71V174H70ZM77 175H78V174H77ZM87 175H88V176H87ZM126 175H127V174H126ZM190 175H191V174H190ZM4 176H5V174H4ZM24 176H25L26 178H25ZM44 176L46 177V175H43V177H44ZM81 176H82V175H81ZM83 176H82V177H83ZM124 176H125V175H124ZM124 176H122V177L124 178ZM146 176H147V175H146ZM238 176H239V175H238ZM7 177H8V176H7ZM9 177H10V176H9ZM9 177H8V178H9ZM15 177H14V178H15ZM29 177H30V178H29ZM43 177H42V178H43ZM78 177H79V176H78ZM101 177H103L102 180H103V182L105 181V183L102 182ZM106 177H108V176L106 175ZM106 177H105V178H106ZM109 177H110V176H109ZM114 177H115V176H114ZM118 177H119V176H118ZM198 177H199V176H198ZM213 177H214V176H213ZM213 177H212V178H213ZM5 178H6V177H5ZM5 178H4V179H5ZM10 178H11V177H10ZM12 178H13V176H12ZM24 178H25V180H24ZM35 178H36V177L33 176V180H34ZM37 178H39V177L37 176ZM37 178H36V179H37ZM54 178L52 177V179H54ZM58 178H57V179H58ZM62 178H61V179H62ZM99 178H100V179H99ZM123 178H120V179L122 180ZM131 178H129V179H131ZM209 178H210V177H209ZM18 179H19V178H18ZM46 179H47V178H46ZM48 179H51V178L48 176ZM61 179H60V180H61ZM77 179H78V178H77ZM134 179H135V180H134ZM138 179L140 180V183H139V180H138ZM203 179H204V178H203ZM10 180H11V179H10ZM13 180H14V179H13ZM39 180H40V179H39ZM39 180H38V181H39ZM55 180H56V179H55ZM58 180H59V179H58ZM66 180H68V182H67ZM81 180H82V179H81ZM121 180H119V178H118V182L121 181ZM210 180H211V178H210ZM3 181H4L3 183L5 184V180H3ZM20 181H19V182H20ZM34 181H36V180H34ZM34 181H32V182H34ZM44 181H45V180H44ZM48 181H49V180H48ZM110 181L112 182V180H110ZM110 181H109V182H110ZM231 181H232V180H231ZM242 181H243V180H242ZM11 182L13 183V181H11ZM11 182H10V183H11ZM16 182H17V181H16ZM16 182H15V185H17ZM23 182H24V183H23ZM54 182H55V181H54ZM64 182H63V184H64ZM73 182H74V181H73ZM113 182H114V180H113ZM115 182H117V181L115 180ZM128 182H129V181H128ZM133 182H131V183L133 184ZM203 182H204V181H203ZM76 183H77V182H76ZM122 183H123V182H121L120 184H122ZM204 183H205V182H204ZM31 184H32V183H29L30 186H31ZM33 184H34V183H33ZM47 184H48V183H47ZM47 184H46V185H47ZM51 184H54V183H51ZM67 184H66V185H67ZM70 184H71V183H70ZM70 184H68V185H70ZM72 184H73V183H72ZM118 184H119V183H118ZM126 184H127V182H126ZM128 184H130V182H129ZM207 184H209V183H207ZM249 184H250V183H249ZM6 185H7V184H6ZM8 185H9V184H8ZM8 185H7V186H8ZM111 185H112V186H111ZM152 185H154V186L152 187ZM227 185H229V184H227ZM2 186H3V184H2ZM7 186H6V188H7ZM12 186H13V188L16 187V186H14L13 184H12ZM18 186H20V183L18 184ZM22 186H24V185H22ZM30 186H28V188H26V189H29ZM71 186H72V185H71ZM71 186H70V187H71ZM77 186H78V185H77ZM114 186H115V185H114ZM220 186H221V185H220ZM3 187H4V186H3ZM3 187H2V189L4 190L5 188H3ZM48 187H49V186H48ZM66 187H67V186H66ZM119 187H120V185H118L117 188H119ZM10 188H11V187H10ZM18 188H19V187H18ZM22 188H24V187H22ZM52 188H53V186H52ZM71 188H72V187H71ZM117 188H115V189H117ZM218 188H219V187H218ZM221 188H222V187H221ZM227 188H228V187H227ZM234 188H235V187H234ZM2 189H1V190H2ZM7 189H9V187H8ZM15 189H16V188H15ZM20 189H21V188H20ZM62 189H63V188H62ZM62 189H61V190H62ZM65 189H66V188H65ZM67 189H69V188H67ZM120 189H123V188L120 187ZM225 189H226V188H225ZM229 189H231V188H229ZM24 190H25V188H24ZM51 190H52V189H51ZM51 190H50V191H51ZM70 190H71V189H70ZM74 190H75V189H74ZM112 190H113V188H112ZM166 190H167V189H166ZM5 191H7V190H5ZM9 191H10V190H8V192H9ZM18 191H19V189H18ZM29 191H30V190H29ZM34 191H35V190H34ZM66 191H67V190H66ZM128 191H129V192H128ZM131 191H132V193H133V197L129 200V202H127V203H128V205H127V203H126V198L129 196L128 193H131ZM155 191H156V192H155ZM160 191H161V190H160ZM160 191H159V192H160ZM214 191H215V190H214ZM221 191H222V190H221ZM224 191H225V190H224ZM230 191H231V190H230ZM233 191H235V190H233ZM1 192H2V191H0V193H1ZM14 192H15V191H14ZM27 192H28V190L26 191V193H27ZM52 192H53V191H52ZM55 192H56V191H55ZM76 192H77V191H76ZM211 192H212V191H211ZM216 192H217V190H216ZM216 192H215V193H216ZM2 193L5 194L4 192H2ZM6 193H7V192H6ZM10 193H11V192H10ZM16 193H17V192H16ZM23 193H25V191H24ZM26 193H25V194H26ZM31 193H32V192H31ZM38 193H39V192H38ZM40 193H41V192H40ZM40 193H39L38 195H40ZM44 193H45V192H44ZM163 193H164V192H163ZM165 193H166V192H165ZM171 193H172V192H171ZM215 193H214V195H215ZM219 193H220V192H219ZM219 193H218V195H219ZM261 193H262V192H261ZM7 194H8V193H7ZM7 194H5V196H7L6 198H9V196H8ZM41 194L43 195V192H42ZM45 194H46V193H45ZM49 194H50V193H49ZM109 194H111V198H113V199H111L112 201H110V200L108 199V197H110V196H108ZM126 194H127V197H126ZM167 194H168V193H167ZM227 194H228V193H227ZM237 194H238V193H237ZM13 195H14V194H13ZM13 195H10V196L12 197V199H11V197H10V199H6L5 201L2 200V201H4V202L7 201L6 203H3L4 205L0 203V205H2V206H0V214H1V215H6V216L9 217V220H8L9 222H7L8 217H7L5 220L3 219L4 222H5L6 224H5V223L2 221V219H1L2 224L4 223V225L2 226V227H4V228L1 227V225H2L1 222H0V224H1L0 227H1V230H3V229L8 230V231H6V230H3V231H5V232H10V234L7 233L9 236L11 235V231H10V229H13V231L17 232L20 228H23V227H24V230H25V228H26V227H25V225H26L25 223H26V222L28 223V221H30V219L27 220V217H29V216L31 217V214H30V213H32V212H30V213L28 214V213L26 212V209H25V212H24V210L22 211L23 214H22L20 211H18L19 216H20V214H22V219H23V218H24V219H23V221H22L21 218H16V217H18V213L16 214V217H15V219H14V218H13V217L15 216V212H14V211L17 210L18 206L21 204V201L24 200V199L21 198L22 200H21V201L19 200L20 203H18L19 205H17V207H16V205H15V206H11V202H10V201L13 200L12 202H14V201L17 202V200H18V198H19V196H17V195H16L15 198H14ZM29 195H30V194L28 193V196H29ZM32 195H34V194H32ZM46 195H47V194H46ZM131 195H132V194H131ZM159 195H160V194H159ZM159 195H157V199H158V200L156 199L157 201H159V199H160V198H159V197H160ZM221 195H222V194H221ZM5 196H3V197L5 198ZM25 196H26V195H24L23 198H26V197H27V196H26V197H25ZM61 196H62V195H61ZM78 196H79V195H78ZM165 196H166V195H165ZM209 196H210V195H209ZM1 197H2V196H1ZM17 197H18V198H17ZM31 197H32V196H31ZM43 197H44V196H43ZM130 197H131V196H130ZM130 197H128V199H129ZM167 197H168V195H167ZM37 198H38V197H37ZM78 198H79V197H78ZM169 198H170V197H169ZM192 198H193V197H192ZM217 198H218V197H216V202H217ZM224 198H225V197H224ZM236 198H237V197H236ZM0 199H1V198H0ZM14 199H16V200H14ZM30 199H31V198H30ZM128 199H127V201H128ZM206 199H207V196H206ZM206 199H205V200H206ZM213 199H215V197H213ZM213 199H212V200H213ZM221 199H222V198H221ZM42 200H44V198H43ZM201 200H202V199H201ZM203 200H204V198H203ZM203 200H202V202H203ZM207 200H208V199H207ZM212 200H211V201L209 200V201L212 202ZM263 200H264V199H263ZM2 201H0V202H2ZM25 201H26V199H25ZM25 201H24L25 204H22V205H26V203L29 202V201H27V202H25ZM44 201H45V200H44ZM220 201H221V200H220ZM9 202H10V204H9ZM37 202H39V201H37ZM216 202H215L214 204H211V203H208V202H207V204H211L212 206H211V205L208 206L206 203L204 204V206H205V208H206V205H207V210L209 209L208 207H210V210L213 211V210H212L213 208L211 209V207H213V205L217 204ZM43 203H44V202H43ZM43 203H42V204H43ZM53 203H54V202H53ZM58 203H59V202H58ZM75 203H76V202H75ZM212 203H213V202H212ZM241 203H242V202H241ZM5 204H6V205H5ZM7 204H8V206H7ZM13 204H14V203H13ZM29 204H30V203H29ZM44 204L46 205V203H44ZM64 204H65V203H64ZM71 204H72V203H71ZM153 204H154L155 206H154ZM22 205L19 206L20 209L22 208ZM61 205H62V204H61ZM61 205H60V206H61ZM65 205H67V204H65ZM157 205H159V203H158ZM192 205H193V204H192ZM226 205H227V204H226ZM246 205H247V204H246ZM262 205H263V204H262ZM39 206L42 207V208L45 207V206L43 207V206H41V205H39ZM39 206H38V207H39ZM46 206H47V205H46ZM62 206H63V205H62ZM70 206H71V205H70ZM70 206H69V207H70ZM104 206H105V207H104ZM11 207H12V208H11ZM13 207L16 208V209H14L13 212H11L12 209H13ZM23 207H24V206H23ZM38 207H36V208H38ZM49 207H50V206H49ZM65 207H66V206H65ZM157 207H158V206H156V208H157ZM161 207H162V206H161ZM6 208H7V210H6ZM27 208H28V206H27ZM45 208H46V207H45ZM67 208H68V207H67ZM198 208H199V207H198ZM228 208H229V207H228ZM240 208H241V207H240ZM243 208H244V207H243ZM20 209H19V210H20ZM60 209H61V208H60ZM63 209H64V208H63ZM63 209H62V211H65V210H66V209H64V210H63ZM214 209L217 210L218 208H217L216 206H214ZM220 209H221V208H220ZM220 209H219V210H220ZM238 209H239V208H238ZM35 210L37 211V209H35ZM41 210H42V209H41ZM45 210H47V209L42 210V213H43V211L45 212ZM68 210H69V209H68ZM68 210H67V212L71 211V210H69V211H68ZM73 210H74V208H73ZM100 210H99V211H100ZM109 210H110V209H109ZM176 210H177V209H176ZM202 210H203V209H202ZM210 210H209V211H210ZM249 210H250V209H249ZM251 210H252V209H251ZM48 211H50V209H49ZM58 211H59V210H58ZM233 211H234V210H233ZM237 211H238V210H237ZM16 212H17V211H16ZM39 212H41V211H39ZM56 212H57V211H56ZM59 212H61V211H59ZM59 212H58V213H59ZM67 212H66V213H67ZM157 212H158V213H157ZM165 212H166V211H165ZM227 212H228V211H227ZM234 212H235V211H234ZM10 213H14V215H12V216L10 217V216H9ZM24 213H26V216H27V214H28V216L25 217V214H24ZM37 213H38V212H37ZM37 213H35V211H34V215L37 214ZM63 213H64V212H63ZM80 213H78V214H80ZM99 213H100V212H99ZM107 213H109V212H107ZM110 213H111V212H110ZM110 213L108 214L109 216H110ZM129 213H130V212H129ZM156 213H157V215H156ZM212 213H216V211H215V212H212ZM212 213H211V214H212ZM231 213H232V211H231ZM243 213H244V212H243ZM52 214H53V213H50V215H48V216H51V217H52ZM56 214H57V213H56ZM72 214H73V213H72ZM100 214H102V213H100ZM100 214H99V215H100ZM147 214L150 215V216H147ZM208 214H209V213H208ZM218 214L220 215V213H218ZM252 214H253V213H252ZM1 215H0V217H1ZM10 215H11V214H10ZM61 215H62V218H60ZM64 215H65L64 218H63V214L58 215L57 218L60 216V217H59L60 220H62L64 223H66L65 220H64V219H66V214H64ZM68 215H70V214H68ZM105 215H106V214H104V216H105ZM167 215H168V214H167ZM194 215H195V214H194ZM202 215H203V214H202ZM216 215H217V214H216ZM219 215H218V216H219ZM244 215H246V214H244ZM248 215H249V214H248ZM42 216H44V215H42ZM42 216H39V218L42 217ZM48 216H46V219L48 218ZM80 216H78V217H79L80 220H81V217H80ZM90 216H92V217H90ZM102 216H103V215H102ZM144 216H145L146 218H144ZM207 216H208V215H207ZM232 216H233V215H232ZM255 216H256V215H255ZM30 217H29V218H30ZM55 217H56V216H55ZM55 217H54V220L57 219V218H55ZM68 217H69V216H68ZM94 217H95V218H94ZM100 217H101V216H100ZM128 217H131V216L128 215ZM147 217H148V218H147ZM149 217H150V219H149ZM213 217H214V215H213ZM249 217H250V216H249ZM1 218H3V217H1ZM4 218H5V217H4ZM10 218H11V219H10ZM33 218H35V216H33ZM39 218H37V220H38ZM52 218H53V217H52ZM89 218H90L91 220H93V221H91V223L88 221ZM92 218H93V219H92ZM106 218H107V217H106ZM109 218H110V217H109ZM113 218H114V217H113ZM113 218H112V219H113ZM126 218H127V217H126ZM143 218L145 219V221L142 220ZM226 218H227V217H226ZM246 218H247V217H246ZM252 218H253V217H252ZM102 219H103V217H102ZM130 219H132V218H130ZM130 219H129V220H130ZM147 219H148V221H147ZM159 219H160V218H159ZM203 219H204V218H203ZM244 219H245V218H244ZM247 219H248V218H247ZM14 220H15V222H14ZM26 220H27V221H26ZM31 220H33L32 217H31ZM37 220H36V221H37ZM49 220H50V222H51V219H47L46 221L48 222ZM52 220H53V219H52ZM58 220H59V219H58ZM58 220H56V221L58 222ZM60 220H59V221H60ZM70 220H71V219H68V221H70ZM73 220H74V218H73ZM96 220H97V219H96ZM100 220H101V219H100ZM104 220H105V219H104ZM195 220H196V219H195ZM195 220H194V222H195ZM198 220H199V219H198ZM212 220H213V219H212ZM74 221H75V220H74ZM74 221H73V222H74ZM106 221L109 222L108 219H107ZM209 221H210V220H209ZM219 221H220V220H219ZM219 221H218V223H219ZM21 222H22V223H21ZM39 222H40V221H39ZM50 222H48L49 225H50ZM96 222H97V221H96ZM96 222H95V223H96ZM98 222H100V221L98 220ZM102 222H103V221L101 220V223H102ZM110 222H112V220H111ZM125 222H126V223H125ZM212 222H213V221H212ZM32 223H33V222L30 223V225H29L30 227H31ZM53 223H55V221L52 222V226H51V228L54 226ZM59 223L61 224V222H58V223H56V224H59ZM81 223H80V224H81ZM88 223H90V224H88ZM95 223H93V224H94V225H97V223H96V224H95ZM104 223H106V222L104 221ZM104 223H103V224H104ZM112 223H113V222H112ZM130 223H131V222H130ZM136 223H135L134 225H136ZM200 223H201V222L199 221V225H200ZM204 223L206 224V227H207V228L204 226V225H205ZM207 223H208V222H203V223H202V224H204V225H203V226L201 225V232L198 230V233H199V232L201 233V238H200V240H198L197 242H200V241H202L203 239H206V238H208V237H210V239H213V238H215V235H214L215 232H216V234L219 233V232L217 231L218 229H216V228L218 227V225H217V227H214V226H213L214 224H213L211 227L215 228V230L212 229L213 231H211V230H210L211 228L209 227V225H207ZM210 223H211V221H210ZM210 223H208V224H210ZM56 224H55V225H56ZM66 224H68V222H67ZM66 224H65V225H66ZM69 224H71V223H69ZM69 224H68V225H69ZM87 224H88V225H87ZM93 224H92V225H93ZM107 224H108V223H107ZM158 224H159V225H158ZM211 224H212V223H211ZM215 224H216V222H215ZM220 224H221V223H220ZM220 224H219V225H220ZM241 224H242V223H241ZM248 224H249V222H248ZM5 225H6V226H5ZM23 225H24V226H23ZM42 225L45 226V225H47V223H46V224L44 223V224H42ZM49 225H47V227H46V226H45V227L43 226V227L40 229L39 232H41L42 229L49 228V231H50V232L47 231V233L49 232V233H48V234H49V238H51V237H50V236H51V231H52V232H53V231H56V229L53 227L54 230H50L51 228L48 227ZM65 225L62 224L63 227H64ZM111 225H112V224H111ZM163 225H164V224H163ZM234 225H235V224H234ZM263 225H264V224H263ZM21 226H23V227H21ZM29 226H28L29 229H27V232H28L29 230H30V231L33 230V229L36 227V225H35L33 228L30 229ZM38 226H41V225L38 224ZM80 226H81V225H80ZM100 226L102 227L103 225H100ZM109 226H110V225H109ZM114 226H115V224H114ZM137 226H135V227H137ZM193 226H194V225H193ZM95 227H96V226H94V228H95ZM97 227H98V226H97ZM121 227H120V228H121ZM163 227H164V226H163ZM194 227H195V226H194ZM197 227H198V225L196 226V228H197ZM203 227H204V228H203ZM226 227H227V226H226ZM235 227H236V226H235ZM18 228H19V229H18ZM53 228H52V229H53ZM60 228H61V227H60ZM64 228H65V227H64ZM64 228H63V229H64ZM70 228H71V227H70ZM88 228H89V229H88ZM110 228H111V227H110ZM110 228L108 227V229H110ZM141 228H142V229H141ZM191 228H193V227H191ZM205 228H206L208 231H207ZM218 228H219V227H218ZM221 228H222V225H221ZM236 228H237V227H236ZM16 229H18V230H16ZM37 229H38V227H37ZM67 229H69V227H67ZM67 229H65V230H67ZM95 229L97 230V228H95ZM117 229H118V228H117ZM219 229H220V228H219ZM248 229H250V228L248 227ZM24 230L22 229V231H21V232H22L21 235L24 234V233H23ZM57 230L60 231L61 229L58 228ZM100 230H101V229H100ZM102 230H103V229H102ZM114 230H115V229H114ZM123 230H124V229H123ZM127 230H129V228H127ZM134 230H136V228H135ZM191 230H192V229H191ZM243 230H244V229H243ZM3 231H2V232H3ZM13 231H12V233H13ZM30 231H29L28 233H31ZM61 231H64V230H61ZM68 231H69V230H68ZM79 231H80V230H79ZM92 231H93V230H92ZM125 231H126V230H125ZM202 231H203V232H202ZM220 231H222V230H220ZM228 231H230V230H228ZM0 232H1V231H0ZM2 232H1V234H2ZM18 232H19V231H18ZM18 232H17V234H18ZM32 232H33V231H32ZM45 232H46V231H45ZM45 232H44V234L46 235L47 233H45ZM97 232H98V231H97ZM107 232H108V231H107ZM117 232H118V231H117ZM117 232H115V233H114V232H111V235H112V234L115 235ZM137 232H138V229H137ZM142 232H141V234H142ZM193 232H194V231H193ZM258 232H259V231H258ZM65 233H66V231H64V233H62V234L59 232L58 235L60 236V234H61V236H63V235H65ZM92 233H93V232H92ZM119 233H120V232H119ZM244 233H245V232H244ZM1 234H0V235H1ZM5 234H6V233L3 232L2 235H5ZM86 234H87V235H86ZM95 234H99V232L96 233V231H95ZM108 234H109V232H108ZM108 234H107V235H108ZM136 234H139V233H136ZM263 234H264V233H263ZM13 235H14V233H13ZM29 235H30V234H29ZM29 235H28V236H29ZM35 235H36V233H35ZM35 235H33V236H35ZM41 235H42V234H41ZM41 235L39 234L40 237H41ZM45 235H42V237L44 238ZM66 235H67V233H66ZM134 235H135V233H134ZM199 235H200V234H199ZM199 235H198V236H199ZM227 235H228V233H227ZM5 236H6V235H5ZM15 236H16V233H15V235H14L12 238L14 239ZM22 236H23V235H22ZM112 236H113V235H112ZM130 236H131V235H130ZM137 236H139V235H137ZM137 236H136V237H137ZM157 236H158V237H157ZM6 237H8V236H6ZM6 237H4V239H6ZM40 237H39V238H40ZM81 237H83V236H81ZM92 237H95V238H93V240H95V239L97 238V236H94V233H93V236H92ZM99 237H100V236H99ZM103 237H104V236H103ZM103 237H102V238H103ZM120 237H121V236H120ZM220 237H221V236H220ZM12 238L9 237L8 240L11 242V239H12ZM20 238L23 239L21 236H20ZM25 238L28 239V238H27V234H26V237H25ZM25 238H24V240H25L24 242L21 241V239H20L19 242H21V243H18V245H20V244H22V243L24 244V243L26 242V239H25ZM32 238H33V237H32ZM43 238H42V239H43ZM54 238H58V237H55V236H54ZM69 238H70V237H69ZM113 238H114V236H113ZM35 239H37V238H35ZM42 239H41V241H42ZM82 239H83V238H82ZM86 239H84V241H85ZM88 239H89V238H88ZM104 239H105V238H104ZM116 239H117V238H116ZM141 239H142V238H141ZM143 239H144V238H143ZM157 239H156V240H157ZM201 239H202V240H201ZM208 239H209V238H208ZM225 239H226V236H225ZM257 239H258V238H257ZM30 240H31V238H30ZM37 240H38V239H37ZM53 240H55V239H53ZM93 240L91 241L90 245L92 244ZM106 240H107V239H106ZM111 240H112V239H111ZM128 240H129V239H128ZM133 240H134V239H133ZM147 240H148V239H147ZM187 240H188V239H187ZM219 240H221V239H219ZM219 240H217V241H219ZM6 241H7V239H6ZM6 241H5V240H2V238H1V242H0V243L2 244L3 242H6ZM13 241H14V240H13ZM27 241H29V239H28ZM31 241H33V240H31ZM45 241H46V240H44V242H45ZM47 241H50V240L48 239ZM59 241H60V240H59ZM87 241H88V240H87ZM112 241H113V240H112ZM145 241H146V240H145ZM203 241H204V240H203ZM225 241H226V240H224V242H225ZM29 242H30V241H29ZM37 242H38V241H37ZM57 242H58V241H57ZM63 242H64V241H63ZM63 242H62V243H63ZM85 242H86V241H85ZM95 242H96V241H95ZM95 242H94V243H95ZM103 242H104V241H103ZM129 242H130V241H129ZM139 242H140V241H139ZM147 242H148V241H147ZM155 242H158V241H154L153 243H155ZM206 242H207V240H206ZM209 242H210V241H209ZM209 242H207V243L209 244V246H211V244H210ZM212 242H213V241H211V243H212ZM220 242H221V241H220ZM8 243H9V242H8ZM11 243H12V242H11ZM27 243H28V242H27ZM50 243H51V242H50ZM52 243H53V242H52ZM54 243H55V241H54ZM82 243H83V241H82ZM100 243H101V242H100ZM115 243H116V242H115ZM125 243H126V242H125ZM207 243H206V244H207ZM218 243H219V242H218ZM218 243H217V244H218ZM255 243H256V241H255ZM3 244H4V246H5V249L7 248V250H4V247H3V251H1V256H2V252H3V254H4V252L7 251L6 253L8 254V249H9V248L11 249V247L8 246V247H9V248H8V247L6 246L5 243H3ZM86 244H87V243H86ZM86 244H84V245L82 244V245H83V246H82L83 249H84V248L86 249V247H87ZM144 244H145V243H144ZM156 244H157V243H156ZM156 244H155V245H156ZM192 244H193V243H192ZM202 244H203V243H202ZM252 244H253V243H252ZM252 244H251V245H252ZM8 245H9V244H8ZM12 245H14V243H13ZM58 245H59V242H58ZM96 245H97V244H96ZM96 245H93V249H92V250H94V247H96ZM100 245H101V244H100ZM199 245H200V244H199ZM203 245H204V244H203ZM223 245H224V244H223ZM24 246H25V244H24L23 246H19V247H22V248H23ZM40 246H41V245H40ZM50 246H51V245H49V247H50ZM56 246H57V244H56ZM152 246H153V245H152ZM201 246H202V245H201ZM209 246H208V247H209ZM214 246H215V245H214ZM0 247H1V246H0ZM34 247H35V246H34ZM57 247H58V246H57ZM57 247H56V248H57ZM88 247H89V245H88ZM120 247H121V246H120ZM191 247H192V246H191ZM193 247H194V246H193ZM196 247H198V246H196ZM202 247H203V246H202ZM202 247H201V249H202ZM206 247H207V245L205 246V248H206ZM247 247H248V246H247ZM22 248H19V249L22 250ZM50 248H51V247H50ZM54 248H55V247H53V249H54ZM156 248H158V250H159V248H161V247H156ZM156 248L154 249V251L157 250ZM211 248H212V247H210V249H211ZM214 248H215V247H214ZM250 248H252V247L250 246ZM17 249H18V248H16V251H17ZM53 249H52V250H53ZM199 249H200V248H199ZM203 249H204V248H203ZM208 249H209V248H208ZM253 249H254V248H253ZM52 250H51V251H52ZM96 250H98V249H96ZM110 250H111V249H110ZM250 250H251V249H250ZM18 251H20V250H18ZM42 251H43V249H42ZM99 251H100V250H99ZM114 251H115V250H114ZM199 251H200V250H199ZM201 251H202V250H201ZM203 251H205V250H203ZM218 251H219V250H218ZM246 251H247V250H246ZM252 251H254V250H252ZM52 252H53V251H52ZM147 252H148V251H147ZM250 252H251V251H250ZM91 253H92V251H91ZM102 253H103V252H102ZM109 253H110V252H109ZM198 253H199V252H198ZM202 253H203V252H202ZM7 254H5V255H7ZM13 254H15V253L13 252ZM85 254L87 255V253H85ZM97 254H98V252H97ZM100 254H101V253H100ZM106 254H107V253H106ZM111 254H112V253H111ZM111 254H110V255H111ZM125 254H126V253H125ZM203 254H205V253H203ZM209 254H210V253H209ZM211 254H212V253H211ZM220 254H221V252H220ZM21 255H22V254H21ZM35 255H36V254H35ZM41 255H42V254H41ZM59 255H60V254H59ZM92 255H93V254H92ZM103 255H104V254H103ZM110 255H109V256H110ZM222 255H223V254H222ZM248 255H249V254H248ZM22 256H24V255H22ZM22 256H21V257L19 256V258H22ZM43 256H44V254H43ZM112 256H114V255H112ZM225 256H227V255H225ZM2 257H3V258H2ZM2 257H1L2 259L5 258L4 256H2ZM39 257H41V256H39ZM86 257H87V256H86ZM117 257H118V256H117ZM156 257H157V256H156ZM204 257H205V256H204ZM217 257H218V256H217ZM222 257H223V256H222ZM252 257H253V256H252ZM17 258H18V257H17ZM29 258H30V257H29ZM98 258L100 259V257H98ZM101 258H102V257H101ZM106 258H107V257H106ZM113 258H114V257H113ZM152 258H153V257H152ZM202 258H203V257H202ZM215 258H216V257H215ZM227 258H228V257H227ZM7 259H8V258H7ZM12 259H14V258H12ZM41 259H44V258H41ZM91 259H92V257H91ZM107 259H108V258H107ZM107 259H106V260H107ZM221 259H222V258H221ZM0 260H1V259H0ZM4 260H5V259H4ZM20 260H21V259H20ZM22 260H23V259H22ZM25 260H26V259H25ZM88 260H89V259H88ZM111 260H112V258H111ZM208 260H209V257H208ZM208 260H206V261H208ZM210 260H211V259H210ZM212 260H214V259H212ZM217 260H219V259L217 258ZM1 261H2V260H1ZM10 261L12 262V260H10ZM10 261H9V262H10ZM18 261H19V259L17 260V262H15V264H17ZM39 261H40V260H39ZM41 261H42V260H41ZM102 261H103V260H102ZM115 261H117V260H115ZM127 261H128V260H127ZM149 261H150V260H149ZM19 262H21V261H19ZM33 262H34V261H33ZM91 262H92V261H91ZM98 262H99V261H98ZM125 262H126V261H125ZM222 262H223V260H222ZM222 262H221V263H222ZM6 263H7V261H6ZM23 263H24V262L22 261V264H23ZM39 263H41V262H39ZM45 263H46V262H45ZM114 263H115V262H114ZM123 263H124V262H123ZM138 263H139V262H138ZM208 263H212V262L209 261ZM217 263H218V262H217ZM219 263H220V262H219ZM2 264H4L3 261H2ZM11 264H12V263H11ZM19 264H21V263H19ZM24 264H25V263H24ZM27 264H28V263H27ZM30 264H34V263H30ZM35 264H36V263H35ZM37 264H38V263H37ZM41 264H43V262H42ZM46 264H47V263H46ZM50 264H51V263H50ZM52 264H53V263H52ZM57 264H58V263H57ZM100 264H101V263H100ZM132 264H133V262H132Z\"/></svg>",
    "mask_w": 264,
    "mask_h": 264
}]
</instances>
